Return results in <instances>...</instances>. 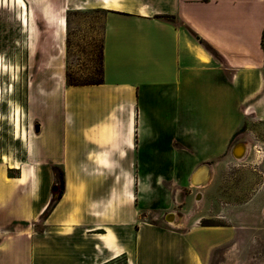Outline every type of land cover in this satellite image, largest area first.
<instances>
[{
  "label": "crops",
  "instance_id": "obj_1",
  "mask_svg": "<svg viewBox=\"0 0 264 264\" xmlns=\"http://www.w3.org/2000/svg\"><path fill=\"white\" fill-rule=\"evenodd\" d=\"M24 1L46 25V11H104L103 82L31 69L39 130L0 135V264H205L190 232L155 222L264 127V0Z\"/></svg>",
  "mask_w": 264,
  "mask_h": 264
},
{
  "label": "rangeland",
  "instance_id": "obj_2",
  "mask_svg": "<svg viewBox=\"0 0 264 264\" xmlns=\"http://www.w3.org/2000/svg\"><path fill=\"white\" fill-rule=\"evenodd\" d=\"M26 9L28 23L13 0H0V135L5 141L34 130L25 111L26 89L34 78L32 68L53 69L55 75L60 70L70 83L100 77L104 11L51 13L63 16L66 22L60 42L55 24L46 25L40 12ZM30 21L34 30L31 42ZM243 142L247 152L241 160L231 155L233 161L221 163L207 188H194L189 183L196 191L185 190L184 204L177 205L173 214L163 213L155 222L190 232L205 264H264V127L252 138V144L239 138L233 144ZM15 150L11 148L14 154ZM7 162L18 167L10 158ZM197 191L203 193L199 199ZM58 192L57 188L53 195Z\"/></svg>",
  "mask_w": 264,
  "mask_h": 264
},
{
  "label": "bare ground",
  "instance_id": "obj_3",
  "mask_svg": "<svg viewBox=\"0 0 264 264\" xmlns=\"http://www.w3.org/2000/svg\"><path fill=\"white\" fill-rule=\"evenodd\" d=\"M15 4L18 5V7L20 8L21 12L23 11L24 13V21H26L28 23V19L26 18V12H27V9H26V4L24 3L23 0H13ZM111 3L110 2H106V6H111L110 5ZM21 15V14H20ZM45 17L49 20V22H52L53 24H55L56 26V29H57V32L58 34H56L59 39V41L61 42L62 39H63V34H64V31H65V19L63 16H55V15H52L50 12L46 11V14H45ZM33 35H34V30H33V21H30V42L33 38ZM57 40V41H58ZM59 47V46H58ZM30 49H32V46H30ZM3 64H1L0 62V68L3 67L2 66ZM7 67V66H6ZM8 68V67H7ZM2 69V68H1ZM17 123H18V118H17ZM25 135V132H23V136ZM30 138H32V132L30 130V134H29ZM35 136V135H34ZM35 138V137H34ZM33 139V138H32ZM30 148V147H29ZM233 149V148H232ZM247 150V147L243 144L240 146V148L238 150H236L234 156H235V159L236 160H241L242 158L241 157H244V154H246V151ZM3 161L4 162H7L8 161V158L7 157H4L3 158ZM11 165H14V163L11 162ZM15 166V165H14ZM15 168H17V166H15ZM195 172V171H194ZM192 172L189 176V183L190 185H192L194 188H204L206 185H208V183L210 182L211 180V177H212V170L209 166H207L205 168V170L203 171L204 173V177H201L199 176L200 174L197 175V178L195 176V180H197V182L201 181L203 183V185H194L191 183V176L192 174L194 173ZM200 194V193H199ZM201 196V194H200Z\"/></svg>",
  "mask_w": 264,
  "mask_h": 264
},
{
  "label": "trees",
  "instance_id": "obj_4",
  "mask_svg": "<svg viewBox=\"0 0 264 264\" xmlns=\"http://www.w3.org/2000/svg\"><path fill=\"white\" fill-rule=\"evenodd\" d=\"M161 19H164L174 25H176L175 21L173 20L172 17H159ZM103 82L102 80V56H101V68H100V77L98 80L96 81H90V82H85V83H70V82H66L67 85H98L101 84ZM53 173L56 177V180L58 182L59 185V192L57 195V198L60 199L62 197L63 194V190H64V179H63V172L61 169L57 168V167H53ZM54 204H52L49 209L47 210V214L51 211V209L53 208Z\"/></svg>",
  "mask_w": 264,
  "mask_h": 264
},
{
  "label": "water",
  "instance_id": "obj_5",
  "mask_svg": "<svg viewBox=\"0 0 264 264\" xmlns=\"http://www.w3.org/2000/svg\"><path fill=\"white\" fill-rule=\"evenodd\" d=\"M38 126L37 125H35L34 126V131L35 132H38ZM241 145H243V143H237L234 147H233V149H232V156H233V158H235V156H234V154H235V152H236V150H238L239 148H240V146ZM245 155V154H244ZM242 158V157H241ZM207 167V165H202V166H200L199 168H197L196 170H195V172L192 174V176H191V183L192 184H194V185H203V183L200 181H198L197 182V180H195V176H196V178H197V175L198 174H200L199 176H201V177H204V173H203V171L205 170V168ZM57 190V188L56 187H54L53 188V192H55ZM200 198V194L198 193L197 194V196H196V199H199ZM170 215H172V214H169V216ZM171 217V216H170Z\"/></svg>",
  "mask_w": 264,
  "mask_h": 264
}]
</instances>
